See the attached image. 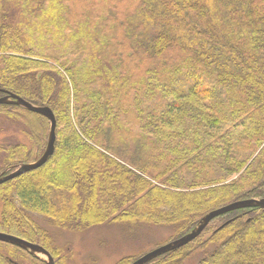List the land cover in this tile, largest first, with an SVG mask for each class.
I'll list each match as a JSON object with an SVG mask.
<instances>
[{"label":"trees","instance_id":"trees-1","mask_svg":"<svg viewBox=\"0 0 264 264\" xmlns=\"http://www.w3.org/2000/svg\"><path fill=\"white\" fill-rule=\"evenodd\" d=\"M5 94L48 107L56 127L46 163L0 185V233L55 264L40 222L140 223L178 238L210 211L264 198V0H0ZM0 115L30 139L4 148L3 175L41 157L50 123L11 104ZM10 248L45 264L3 242L0 264H17ZM198 255L195 264H264V208L219 215L147 264Z\"/></svg>","mask_w":264,"mask_h":264},{"label":"rangeland","instance_id":"rangeland-1","mask_svg":"<svg viewBox=\"0 0 264 264\" xmlns=\"http://www.w3.org/2000/svg\"><path fill=\"white\" fill-rule=\"evenodd\" d=\"M11 10V14L16 12L10 8ZM12 144L29 146L30 139L26 136V129L21 122L0 115V171L3 170L1 168L5 156L4 148ZM93 207L86 206L93 211L96 208L99 209L100 206L96 200ZM40 223L50 233L53 241L52 248L59 250L62 264H126L177 238L173 227L140 223L129 225L110 221L79 230L55 228L48 223V225L45 222ZM9 250L12 253L14 251L11 248ZM13 254L17 264H33L28 258ZM199 256L191 258L185 264H195ZM37 257V259L46 260L41 254H37Z\"/></svg>","mask_w":264,"mask_h":264},{"label":"water","instance_id":"water-1","mask_svg":"<svg viewBox=\"0 0 264 264\" xmlns=\"http://www.w3.org/2000/svg\"><path fill=\"white\" fill-rule=\"evenodd\" d=\"M0 104H11V105L22 107L30 112H33V113H36L38 115L45 117L50 123L46 148L43 154L41 155V157L34 163L22 164L16 167L12 172L8 174L0 175V185H1L28 171L35 170L46 163L47 159L52 155L53 150H54L56 121H55L52 111L48 107L32 105L26 102L25 100H23L22 98L17 97L13 94H5V96L0 97ZM249 207H258V208L263 209L264 208V198L259 199V200L249 199V200L237 201V202L228 204L224 207L210 211L204 217H202L198 225L193 230H191L189 233L181 237H178L166 244H163V245H160L154 248L153 250L136 258L131 264H147L148 262L153 261L154 259H156L157 257L161 255H164L168 252L179 249L187 245L191 241H193L196 237H198L200 233L203 231V229L208 225V223L211 220H213L215 217L231 212V211H234V210L244 209V208H249ZM0 242L16 246L28 252L31 256L37 257V254H41L45 256L46 258V260H43L45 264H55L54 259L52 258L50 253L47 250H45L43 247H41L40 245L33 244L23 239H20V238L11 236V235H7L4 233H0Z\"/></svg>","mask_w":264,"mask_h":264}]
</instances>
